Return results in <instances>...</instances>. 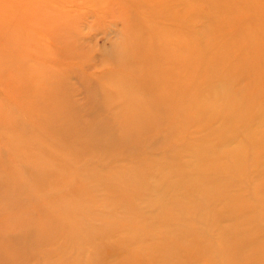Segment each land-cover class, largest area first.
<instances>
[{
  "label": "rangeland",
  "instance_id": "1",
  "mask_svg": "<svg viewBox=\"0 0 264 264\" xmlns=\"http://www.w3.org/2000/svg\"><path fill=\"white\" fill-rule=\"evenodd\" d=\"M234 1L0 0V254L7 255L0 259L2 264H11L13 259L14 264H157V256L164 260L161 250H170L163 232L170 240L178 237L191 252L192 247L198 250L201 258L197 264H214L233 254L234 242H239L228 231L239 219L221 216V201L207 204L219 191L228 199H247L236 203L237 217L246 216L261 231L264 245V219L242 212L251 207L264 215V202L259 203L251 190L249 193L256 171L264 168V159L256 167L250 165V143L255 142L250 138L264 137L263 132L255 135L250 129L260 128L242 127L235 115L239 123L222 138L233 139L227 142L232 143L229 148L242 144L243 157L232 165L227 164L231 154H222L220 166L213 171L211 156L205 151L190 158L184 149L201 144L209 131L218 128L217 121L200 116V124L184 125L189 132L183 131L187 134L171 141L168 123L142 125L141 114H129L126 95L119 93L124 79L137 88L141 73L156 83L160 67L168 90L164 94L178 96L183 92L180 83L186 80L206 91V82L197 84L208 69L204 57L214 49L211 46L232 43L231 35L237 29L221 18L236 15L231 10ZM243 1L250 8L238 13L241 17L253 15L252 3L264 5V0ZM263 16L262 10L256 11V18ZM196 35L210 44L196 48L197 57L188 54L189 41L196 44ZM229 55L225 59L230 64L241 58L237 51ZM142 63L148 65L144 71ZM249 67L256 72L250 77L242 72L243 78L229 84L228 96L236 100L233 104L241 112L257 117L264 113V66ZM254 83L260 87H248ZM247 89L256 94L260 91L258 103L247 106L234 96ZM89 93L101 95L99 100L95 98L102 102L98 115L84 108ZM194 104L199 102L182 103L180 110ZM78 128L84 133L79 134ZM63 129L68 136H78L62 140L59 133ZM169 154H173L172 163ZM207 159L208 165L202 167L209 166L207 176L213 179L220 171L227 185L202 190L198 197L193 194L203 211L190 216L180 204L192 200L186 192L197 183L184 177L197 175L190 163L194 166ZM224 166L227 171H221ZM172 182L173 191L162 187ZM160 193L165 195V205L160 203ZM79 239L82 244L75 249ZM154 249L161 254L151 260L147 254ZM172 250L176 261L159 264L196 263L189 261L187 251ZM21 254H26L23 262ZM261 261L250 257V262Z\"/></svg>",
  "mask_w": 264,
  "mask_h": 264
},
{
  "label": "bare ground",
  "instance_id": "2",
  "mask_svg": "<svg viewBox=\"0 0 264 264\" xmlns=\"http://www.w3.org/2000/svg\"><path fill=\"white\" fill-rule=\"evenodd\" d=\"M234 2H235V5L231 10L235 11L236 15L233 18H221L225 22L229 20L230 24H232V26L236 27L237 29L231 35L232 43L227 46H223V45H216L217 47L211 46V47H214V49H210V54L205 55L204 57L203 62L207 63L209 66L207 65L208 69L203 70V75L197 81V84L204 85V83L206 82L207 83L206 91L198 90L197 85L196 87H193L194 84L192 85L188 83V81L186 80L185 82L180 83L181 84L180 87H182L183 92H180L178 96L164 94L168 92V90L164 88L163 86L164 84V80L162 81L163 76H164L163 70H161V67L159 68V66L155 65L156 69L159 68L158 76H156V79H157L156 83L155 81H152L153 79L152 80L150 78L147 79V75H144L141 73L142 80H141V83L138 84L139 86L137 88H133V87L131 88V86L128 85L130 81L124 79V84H122V88L119 92L120 94H123V96L126 95L125 100L127 101V103L125 104V106L128 108V111L130 112L129 114L136 113V112H139L141 114V117H142L141 124L142 125H149V123L153 124L154 121H157L159 123H164V124L168 123L170 126L169 138L171 141L173 140L175 141L179 139L180 137L186 135L187 133L183 134L184 133L183 131H187L183 129L184 125L185 126L189 125L191 124L190 122H195V121L199 123L200 116L207 115L210 117L208 119L217 121L219 125L218 128L213 131H209L204 141L201 144L200 143L191 144L190 146L188 145V147L184 149L185 153L188 155L187 157H190V158H196L198 154H200L202 151H205L207 155L211 156L210 166L213 171H217V165L218 167L220 166L221 162L218 159H220L222 154H227V155L231 154L232 158L228 161L227 164H229L230 162L232 165L236 164L237 159H239L240 157L241 158L243 157L242 156L243 149L241 146L242 144L236 143L232 148H229V145H231L232 143H227V142H232L233 139L229 136L226 139L222 138L223 134L226 135L227 132H229V134L233 132V130L231 129L233 127H236V123H239L236 121L237 117L240 118L242 127L251 126L250 128L252 127L253 128L257 127L258 129L260 128L259 131L258 130L253 131L250 129V131L253 132L252 134L256 135L258 132L259 133L263 132L264 134V126L261 127L262 122H264L263 121L264 113L262 112L257 117H253L250 114H248L247 116L246 113L241 112V110L233 104V102H235L236 100H232L233 97L231 96L232 98L231 97L229 98L228 96L229 84L232 83V81L235 79L243 78L242 72H244V74H246L248 77H250L254 72H256V70L254 68H250L249 65L264 66V46H263L264 44V16L262 18L255 17V13L257 10L260 9L264 12V5L261 6L260 4H258L257 1L252 3L251 5L253 6L251 7L253 8L251 10V14L253 15L241 17L238 15V13L248 11L250 6H246L245 5L246 1H243V0H236ZM205 25L207 26V24ZM248 25H251L252 28H247ZM198 33L200 34V32ZM199 38L200 37L196 35V39H197L196 44L193 41H189L191 44V49L189 48L190 45L185 44L187 46L186 49H190L188 51V54L197 57L198 52L196 51V48L201 49V48H204L205 46H210L209 43L207 42L205 43V40L201 42L202 39L200 40ZM131 43L133 42L131 41ZM128 44H130V42ZM194 44L195 46H192ZM232 51L239 52L240 57H241L239 61L235 62L234 64H230L228 60L225 59V57L230 56L229 54ZM143 60H144V57H143ZM131 62H129V64H131ZM173 62L177 63V60L173 59ZM142 65L144 66V63H142ZM145 66H148V65L146 64ZM145 66L143 67L142 71L145 70ZM230 70H233V72L228 74ZM152 75H155V74H152ZM152 75H151V78L152 77L154 78V76ZM195 78H198V77H196L195 75ZM127 85L130 87H128ZM153 87L156 89H154ZM248 87H251L252 89H255V88L258 89L260 85L258 83H254ZM252 89L251 90L247 89L245 93L244 91H242L243 93H236L234 94V96L239 97V100L243 102L244 104H246L247 106L255 102L258 103L257 99L259 100L260 91H256L258 93L256 94L252 92ZM72 94L74 95V92ZM89 94H90L89 98L85 97L86 102L84 103L85 105L84 108L91 111V114L98 115L99 107L101 106H99L98 104L100 103V101L97 103V99L95 98H98L99 100V98H101V95L98 94L97 97H95V96H92V93H89ZM244 94H246V96ZM106 97H110V96H106ZM188 101L199 102V104H194L185 110H180L179 105L182 103H186ZM258 105L259 107H261L260 101ZM126 107L124 108L123 106L122 108L126 109ZM235 115H237L236 118H234ZM227 118L229 119V121L225 120ZM103 124H109V122L104 121ZM81 129L78 128L79 134L83 132L81 131ZM239 129L244 130L242 128H239ZM66 131L68 130L63 129L59 133L60 138L62 140H69L72 137H75L76 135L78 136V134L76 133H73L74 135L68 136L66 135ZM90 132L92 133V131ZM57 133H58V130H57ZM259 133L257 135H260ZM96 134L97 136H100L99 132ZM253 140H255V142L250 143L251 144L250 147L253 151L251 160H250L251 162L250 165L256 167V165L264 159V150H263L264 137L261 139L250 138V142ZM121 141L118 140V143H119V146L121 145L122 147L123 143H120ZM57 144L59 145V143ZM119 146L118 147L116 146L114 148L115 149L119 148ZM167 156L169 157V161L171 162V160H173V154H169ZM204 158L206 159L207 156H204ZM191 164H194V163H190V168H191L190 170L197 169V172H196L197 175H194L191 177H184L180 175L181 177L186 178L188 181L192 180L193 182L197 183L195 187L193 188L190 187L189 188L190 191L186 192L188 194H191V196L194 194L196 197H198L197 195L203 194L202 190H206L210 187L214 188L215 185L217 184H220V185L222 184L224 186L227 185L223 183L224 179L220 171H218V173L215 174V178L213 179H210L207 176V174L210 173L209 166L206 168H202V167L208 165V159L200 161L198 165L195 164L194 166H191ZM147 167L148 166H145V168ZM186 168H189V164L186 165ZM227 170L228 169H225V166H224L221 171H227ZM171 171H173V169H171ZM203 171H204V174H202ZM256 172H257L256 177L252 179L250 183L249 193L251 190L253 197L259 203H263L264 202V168L261 172L259 171H256ZM160 177H161L160 175L155 176L156 179H160ZM162 187L168 191H173L174 189L173 182L171 185L165 186L164 184ZM58 195L62 196V194H58ZM159 196H160V199H162L161 200L162 202L160 203L162 205H165L166 201L163 202V200L165 199V195L163 193H160L158 197ZM195 196H192V200L188 204L186 203L180 204V206L182 207L181 209L185 207V209L188 211V213L187 212L186 213L189 214L190 216H193L196 214L199 216V212L203 211V208L199 206L198 203H196L195 200L197 198ZM219 201H221L222 207H223V210L221 211V216H223V214H226L230 218L239 219L238 222L233 224V226H231L228 231L231 232L235 237L237 236V238H239L240 243L234 242L237 245V248L235 249L234 253L230 255L228 254V256L226 257H221L220 260L214 264H264V256H263L264 245L261 240L262 234H259L261 233V231H258V229L254 227V225H251L250 221L246 218V216L240 215L237 217V213L239 210L235 209L236 203L238 201L245 203L247 199H244V197L242 200H239L237 197L236 199H228L226 198V194L224 191H219L217 192L216 196L212 197L211 199L207 201V204L218 205L217 202ZM46 204L49 205V208H51V205L49 204V202H46ZM170 205L173 208V200H171ZM174 205H176V203H174ZM180 206L178 205V207H176V210H178ZM57 208L59 207L57 206ZM64 209H67V208H64ZM197 210L199 212H197ZM242 212L243 214L247 213L248 217L250 215L255 216L259 221L264 219V215L258 209L255 210L249 207L247 211L242 210ZM219 213L220 211H217L216 217H218L217 214ZM212 216L215 217L214 214ZM6 224L8 226H11V222H6ZM148 232H150V230H148ZM163 234H164V240H165L164 243L170 242L169 244L170 250L168 253L161 250L164 260L168 261V260L173 259V250H172L173 248L177 252L181 251V252L186 253L187 251V256H189L188 257L189 261H193V263L196 262L195 264L198 263V261L201 258V253L198 250L192 247L193 252H191L189 247L183 246V244L180 242V239L178 237L173 241L168 238L165 232H163ZM231 239L229 240L231 241ZM253 239H255V241H253ZM129 240H127V242ZM131 242H135V241L131 240ZM81 244L82 242L80 239L78 240V242L77 240H75V249ZM7 246L11 248V247H14V244H7ZM249 246L254 248L258 252L254 253V250H252V248H251V251H247ZM230 248L232 247L230 245L229 246L227 245V250H232ZM161 253L159 249H154L152 252H150L147 255L152 256L151 260H154L155 255L161 254ZM4 256H5V253H3L2 257ZM21 256L23 257L22 259V262H23L26 258V254H21ZM2 257L0 254V259ZM157 257H158L156 260L157 264L165 263L164 260L159 261V258L161 256L160 257L157 256ZM250 257L262 258L263 261L250 262ZM174 260L176 261V259H173V261ZM0 264H2L1 260H0ZM11 264H14V259ZM178 264H183V263H178Z\"/></svg>",
  "mask_w": 264,
  "mask_h": 264
}]
</instances>
